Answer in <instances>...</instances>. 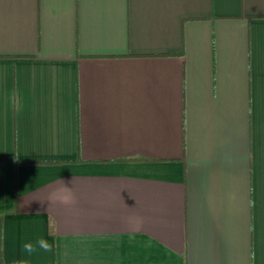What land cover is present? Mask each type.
Here are the masks:
<instances>
[{"label":"crops","instance_id":"obj_1","mask_svg":"<svg viewBox=\"0 0 264 264\" xmlns=\"http://www.w3.org/2000/svg\"><path fill=\"white\" fill-rule=\"evenodd\" d=\"M21 258L264 264V0H0V264Z\"/></svg>","mask_w":264,"mask_h":264},{"label":"clouds","instance_id":"obj_2","mask_svg":"<svg viewBox=\"0 0 264 264\" xmlns=\"http://www.w3.org/2000/svg\"><path fill=\"white\" fill-rule=\"evenodd\" d=\"M64 193L59 196V201L65 205H73L75 203V198L71 192V188L64 186ZM38 250H43L44 252H50L52 250V244L44 238L41 234L33 241H26L22 245V251L27 253L29 256L36 253ZM15 264H29L27 259H19Z\"/></svg>","mask_w":264,"mask_h":264}]
</instances>
